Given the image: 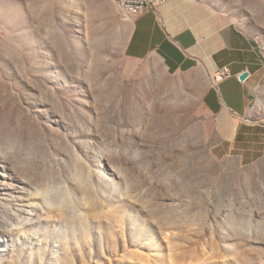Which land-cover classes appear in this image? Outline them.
Listing matches in <instances>:
<instances>
[{"label":"rangeland","instance_id":"1","mask_svg":"<svg viewBox=\"0 0 264 264\" xmlns=\"http://www.w3.org/2000/svg\"><path fill=\"white\" fill-rule=\"evenodd\" d=\"M128 21L0 0V264H264V156L220 159L206 85L127 58Z\"/></svg>","mask_w":264,"mask_h":264},{"label":"crops","instance_id":"2","mask_svg":"<svg viewBox=\"0 0 264 264\" xmlns=\"http://www.w3.org/2000/svg\"><path fill=\"white\" fill-rule=\"evenodd\" d=\"M261 15L264 0H172L128 21L124 49L129 59L159 61L167 73L206 85L202 107L215 154L241 167L264 156ZM224 67L230 77L214 86L211 77ZM242 73L248 77L240 82Z\"/></svg>","mask_w":264,"mask_h":264},{"label":"built area","instance_id":"3","mask_svg":"<svg viewBox=\"0 0 264 264\" xmlns=\"http://www.w3.org/2000/svg\"><path fill=\"white\" fill-rule=\"evenodd\" d=\"M172 0H113L117 8L126 17L134 19L145 12H154L157 8L164 6ZM230 77L227 68H222L211 77V83L216 86L221 80Z\"/></svg>","mask_w":264,"mask_h":264},{"label":"water","instance_id":"4","mask_svg":"<svg viewBox=\"0 0 264 264\" xmlns=\"http://www.w3.org/2000/svg\"><path fill=\"white\" fill-rule=\"evenodd\" d=\"M248 77V74L247 73H242L239 77V81L240 82H243L246 78Z\"/></svg>","mask_w":264,"mask_h":264},{"label":"bare ground","instance_id":"5","mask_svg":"<svg viewBox=\"0 0 264 264\" xmlns=\"http://www.w3.org/2000/svg\"><path fill=\"white\" fill-rule=\"evenodd\" d=\"M112 3H114L116 6H117V3L116 2H113V0H111ZM214 85V84H213ZM66 191V190H65Z\"/></svg>","mask_w":264,"mask_h":264}]
</instances>
